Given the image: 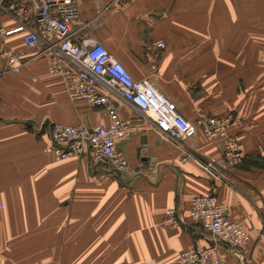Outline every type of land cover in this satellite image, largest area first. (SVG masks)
Wrapping results in <instances>:
<instances>
[{"label":"crops","instance_id":"crops-1","mask_svg":"<svg viewBox=\"0 0 264 264\" xmlns=\"http://www.w3.org/2000/svg\"><path fill=\"white\" fill-rule=\"evenodd\" d=\"M77 6L76 41L88 36L104 45L190 122L232 116L229 134L239 138L244 162L228 166L225 140L201 131L172 141L119 98L113 99L119 116L136 128L118 141L127 174L99 180L102 169L87 157L60 161L44 153L53 124L91 128L110 117L71 102L63 79L49 75L50 58L27 50L23 32L6 35L0 53H18L20 65L14 70L0 58V264H178L193 247H214L228 264H264V0H77ZM0 25L15 29L19 22L0 11ZM208 159L218 161L223 178H209L195 162ZM210 192L250 231L235 255L189 218L191 199ZM174 207L184 224L166 223Z\"/></svg>","mask_w":264,"mask_h":264},{"label":"built area","instance_id":"built-area-1","mask_svg":"<svg viewBox=\"0 0 264 264\" xmlns=\"http://www.w3.org/2000/svg\"><path fill=\"white\" fill-rule=\"evenodd\" d=\"M0 11L19 22L15 29L0 25V40L11 33L23 32L27 50H39L50 58L49 75L63 79L71 102L84 101L91 108L105 109L110 117L108 124L91 128L53 124L44 153L60 161L87 157L102 169L94 176L99 180L112 174H127L129 163L119 151L118 141L134 133L136 128L131 120L119 116L118 106L113 102L114 98H119L136 106L161 135L174 142L191 139L198 131L210 140L224 139L222 161L232 167L243 164L245 156L240 140L229 134L234 124L232 116H205L195 123L190 122L150 79L135 80L104 45L88 36L76 41L72 25L79 18L77 0H0ZM164 47L163 43L157 44V49ZM0 58L6 60L8 67L19 68L18 53L6 50L0 53ZM66 62L72 67V73L67 71ZM153 70L156 71L155 66ZM2 80L0 73V83ZM189 157L184 156L181 162H187ZM195 162L209 178H223L217 160ZM189 218L215 241L224 243L231 254L239 253L250 241V231L230 219L226 206L214 192L191 199ZM165 220L169 225L185 223L177 207L167 211ZM214 250V247L190 248L180 254L178 264H228L225 259L215 257Z\"/></svg>","mask_w":264,"mask_h":264},{"label":"rangeland","instance_id":"rangeland-1","mask_svg":"<svg viewBox=\"0 0 264 264\" xmlns=\"http://www.w3.org/2000/svg\"><path fill=\"white\" fill-rule=\"evenodd\" d=\"M261 62H262V71H261V74H260V77H261V88H262V90H261V92L263 93L264 92V90H263V88H264V59H262L261 60ZM264 94V93H263ZM72 159H77V157H74V158H71V159H69V160H72ZM66 161V160H65Z\"/></svg>","mask_w":264,"mask_h":264}]
</instances>
